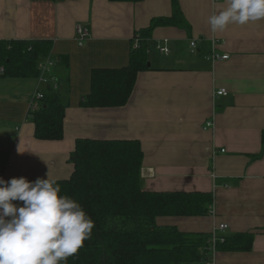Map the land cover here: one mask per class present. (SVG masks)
<instances>
[{
	"label": "crops",
	"instance_id": "1",
	"mask_svg": "<svg viewBox=\"0 0 264 264\" xmlns=\"http://www.w3.org/2000/svg\"><path fill=\"white\" fill-rule=\"evenodd\" d=\"M178 1L189 30L157 26L149 40L152 69L137 73L128 102L89 108L81 102L91 71L128 65L134 31L169 16L170 0H0V40L48 39L55 60L45 83L0 76V177L67 179L77 138L137 139L143 189L212 194L206 215L159 218L158 224L221 237L253 233L251 250H215L210 262L264 264V19L213 33L208 17L226 0ZM77 24L88 31L82 45ZM164 40L168 53L156 48ZM212 40L227 60L206 58ZM55 83L66 105L64 137L36 139L30 101ZM219 88L227 94L215 96ZM221 223L227 227L218 229Z\"/></svg>",
	"mask_w": 264,
	"mask_h": 264
},
{
	"label": "trees",
	"instance_id": "2",
	"mask_svg": "<svg viewBox=\"0 0 264 264\" xmlns=\"http://www.w3.org/2000/svg\"><path fill=\"white\" fill-rule=\"evenodd\" d=\"M139 3L144 0H108ZM172 13L154 17L149 25L136 29L131 38L129 63L121 68H95L90 75V92L83 107L125 105L133 91L137 73L148 66L150 37L157 26H178L189 30L178 0H170ZM135 40L137 46L134 47ZM197 40V50L198 47ZM48 39L0 40V76L36 78L37 63L50 55ZM194 50V49H191ZM208 50L206 58H208ZM210 60V59H209ZM227 60V59H226ZM223 61V60H221ZM218 62V61H217ZM64 67L67 61H62ZM66 105L59 93L47 87L39 109L30 113L34 137L61 140L64 137ZM264 143V130H263ZM73 171L67 179H55L61 194L75 199L94 221L89 239L67 264H210L209 234L182 231L161 225L160 218L204 216L212 200L210 192L148 191L141 184L143 151L137 139L75 140L71 153ZM253 233H235L215 243V250L249 251Z\"/></svg>",
	"mask_w": 264,
	"mask_h": 264
},
{
	"label": "clouds",
	"instance_id": "3",
	"mask_svg": "<svg viewBox=\"0 0 264 264\" xmlns=\"http://www.w3.org/2000/svg\"><path fill=\"white\" fill-rule=\"evenodd\" d=\"M264 19V0H226L208 17L213 33ZM94 221L47 174L29 181L0 177V264H67L89 239Z\"/></svg>",
	"mask_w": 264,
	"mask_h": 264
},
{
	"label": "built area",
	"instance_id": "4",
	"mask_svg": "<svg viewBox=\"0 0 264 264\" xmlns=\"http://www.w3.org/2000/svg\"><path fill=\"white\" fill-rule=\"evenodd\" d=\"M76 34H77V41L79 45H82L83 41L88 37V31L87 29L82 25V24H77L76 25ZM167 40L162 41V43H157L156 48L159 52L161 53H168L169 49L166 46L167 44ZM190 48L191 49H196L197 47V39H191L189 42ZM137 46V40H135V44L134 47ZM208 58L212 61V62H217V61H221V60H226L229 58V55L227 53H220L217 51L216 48V41L212 40L211 41V45H210V51L208 53ZM55 63V60L51 57V55H48L45 58H42L38 61L37 63V67L39 70V74L37 76L38 82L39 83H45L49 80L50 76H49V72H50V68L51 66H53ZM3 71L2 67H0V73ZM57 84L55 83L54 87L52 86V89H56ZM43 92L42 90H36L35 93L32 96V99L30 101V105H29V114L31 112L36 111L37 109H39L40 105H41V100L43 98ZM227 91L225 88H219L215 91L214 95L215 96H221V95H226ZM212 210V207L210 208L209 211ZM227 227V225L225 223H221L218 225V229H225ZM216 231L213 230V232L210 234L209 236V247L207 248L208 250V256L210 258V260L213 257V254L215 252V243L218 240H223V237L217 235L215 233ZM209 260V263L211 264Z\"/></svg>",
	"mask_w": 264,
	"mask_h": 264
},
{
	"label": "rangeland",
	"instance_id": "5",
	"mask_svg": "<svg viewBox=\"0 0 264 264\" xmlns=\"http://www.w3.org/2000/svg\"><path fill=\"white\" fill-rule=\"evenodd\" d=\"M186 52H187V50H186ZM190 52V51H189ZM151 56V58H152V62H153V65H156L157 63V61L160 59L159 58V54H157V52L156 51H153V53L150 55ZM169 58H170V56L169 57H167V58H165V59H167V60H169ZM1 67V66H0Z\"/></svg>",
	"mask_w": 264,
	"mask_h": 264
},
{
	"label": "water",
	"instance_id": "6",
	"mask_svg": "<svg viewBox=\"0 0 264 264\" xmlns=\"http://www.w3.org/2000/svg\"><path fill=\"white\" fill-rule=\"evenodd\" d=\"M148 66H149V63H148Z\"/></svg>",
	"mask_w": 264,
	"mask_h": 264
}]
</instances>
